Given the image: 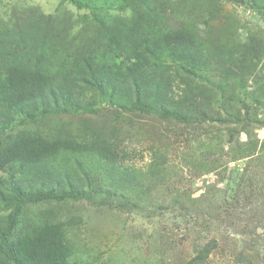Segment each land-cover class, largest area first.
I'll return each mask as SVG.
<instances>
[{"label":"trees","instance_id":"16d2710c","mask_svg":"<svg viewBox=\"0 0 264 264\" xmlns=\"http://www.w3.org/2000/svg\"><path fill=\"white\" fill-rule=\"evenodd\" d=\"M230 1L264 20V0ZM58 6L45 13L17 4L0 16V264H77L72 236L84 222L79 203L101 212L138 209L136 198L142 203L152 187L169 184L166 155L153 140L146 174L125 166L143 160V152L129 147L135 136L124 125L94 116L100 110L92 109L88 95L104 90L118 91L130 115H154L180 127L181 136L189 129L186 141L197 143L195 133L204 129L217 162L197 161L199 171L227 175L225 197L227 191L235 203L247 200L251 187L243 178L229 191L233 170L227 164L260 161L264 142L226 144L227 153H221V130L211 135L207 129L213 122L232 124L236 116L226 113L222 119L218 101L224 90L210 85L204 74L216 59L228 78L240 81L255 68L264 37L251 34L244 43L211 45L205 15L163 0H59ZM168 9L174 26L166 25ZM229 99L223 102L230 111ZM228 130L232 137L235 129ZM71 203L77 204V215ZM216 245L215 239L206 241L185 264H207Z\"/></svg>","mask_w":264,"mask_h":264},{"label":"rangeland","instance_id":"374dc122","mask_svg":"<svg viewBox=\"0 0 264 264\" xmlns=\"http://www.w3.org/2000/svg\"><path fill=\"white\" fill-rule=\"evenodd\" d=\"M163 1L172 8L193 9L194 13L205 15L209 19L208 42L211 45L227 41L234 45L244 43L251 34L264 37L263 15L230 0ZM17 4L53 13L59 7V0H0V16L6 15V11ZM62 6L75 14L82 13L70 4ZM171 11L168 9L166 16L168 26H174ZM254 64L255 68L240 76V81L228 78L216 59L206 66L204 76L211 81L210 85L223 88L225 101L232 96L230 111L220 99L218 108L223 114L222 119L227 120L226 113L236 116L234 123L219 125L213 122V126L207 129L211 135L216 134V128L221 130L224 146L230 144L234 147L237 142L243 144L248 140L264 142V51ZM117 93L113 95L112 90H104L101 95H88L93 103L92 109L100 110L94 112V116H109L110 122L116 121L134 134L129 147L138 154L143 152L144 158L124 162L132 173L135 170L138 174L149 171L152 158L149 141L153 140L155 147L166 155L165 178L169 184L152 187L149 198L142 203L136 198L138 209H105L106 212H101L86 202L79 203L84 222L78 234L72 236L77 264H185L200 245L211 239H215L218 245L207 264H264V156L261 155L260 161L241 159L227 164L228 170H233L229 182L233 187L229 191L235 190V184L241 178L251 187L248 199L235 203L230 192L226 191L229 197L223 193L224 189L230 188L225 187L227 175L219 178L221 174H217V169L202 173L195 164L202 160L217 162V150L209 144L204 129L196 131L197 143L186 141L183 136L192 133L189 129L182 131L181 136L180 127L175 129L167 123L162 124L154 115L147 119L139 112L130 115L122 106L121 97L117 99ZM88 115L90 122L93 118ZM142 122L141 130L138 126ZM230 127L235 129L232 137ZM227 148L225 146L221 153L226 154ZM209 151L213 154L206 156ZM98 178L102 182L107 180L102 173ZM141 178L147 179L149 175ZM76 205H69L73 215L79 213ZM153 209L157 213L151 214Z\"/></svg>","mask_w":264,"mask_h":264}]
</instances>
